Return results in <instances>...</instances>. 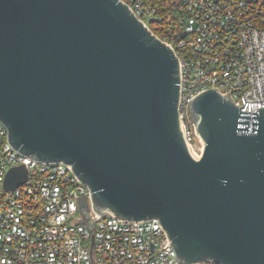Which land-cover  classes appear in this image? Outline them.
<instances>
[{
  "label": "water",
  "instance_id": "1",
  "mask_svg": "<svg viewBox=\"0 0 264 264\" xmlns=\"http://www.w3.org/2000/svg\"><path fill=\"white\" fill-rule=\"evenodd\" d=\"M179 61L122 0H0V121L64 163L101 218L157 219L183 264H264V107L207 89L178 115ZM23 165L3 188L25 182ZM79 211L89 217L86 202ZM94 221L88 223V228Z\"/></svg>",
  "mask_w": 264,
  "mask_h": 264
},
{
  "label": "built area",
  "instance_id": "2",
  "mask_svg": "<svg viewBox=\"0 0 264 264\" xmlns=\"http://www.w3.org/2000/svg\"><path fill=\"white\" fill-rule=\"evenodd\" d=\"M122 1L160 32L155 35L178 58V115L196 155L202 142L188 105L197 94L216 89L240 111L264 107V0ZM19 165L27 170L25 182L5 190L8 170ZM80 199L87 204L88 218L79 211ZM0 264L183 263L157 219L101 218L91 208L89 188L70 165L19 153L0 121Z\"/></svg>",
  "mask_w": 264,
  "mask_h": 264
},
{
  "label": "trees",
  "instance_id": "3",
  "mask_svg": "<svg viewBox=\"0 0 264 264\" xmlns=\"http://www.w3.org/2000/svg\"><path fill=\"white\" fill-rule=\"evenodd\" d=\"M125 1H127V0H125ZM150 28L152 29V31L154 32V34H156L158 36H161L160 32L157 29H155V27L153 25H150Z\"/></svg>",
  "mask_w": 264,
  "mask_h": 264
}]
</instances>
